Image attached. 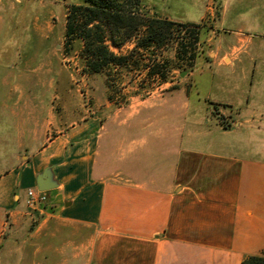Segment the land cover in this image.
I'll use <instances>...</instances> for the list:
<instances>
[{"label":"crops","instance_id":"0c3cea01","mask_svg":"<svg viewBox=\"0 0 264 264\" xmlns=\"http://www.w3.org/2000/svg\"><path fill=\"white\" fill-rule=\"evenodd\" d=\"M209 17L207 58L183 78L54 116L0 175V264H241L264 250V0H206L191 23ZM45 170L56 186L30 209Z\"/></svg>","mask_w":264,"mask_h":264},{"label":"rangeland","instance_id":"374dc122","mask_svg":"<svg viewBox=\"0 0 264 264\" xmlns=\"http://www.w3.org/2000/svg\"><path fill=\"white\" fill-rule=\"evenodd\" d=\"M81 1L0 0V175L34 154L54 116L95 104L125 105L132 96L162 88L161 78L147 75L153 52L168 66L167 81L183 78L207 58L213 21L191 23V16L204 13L206 0H142L146 14L176 22L172 41L164 49L142 50L139 66L88 73L83 41L76 38L69 46L65 38L67 12ZM135 41L113 50L128 53Z\"/></svg>","mask_w":264,"mask_h":264},{"label":"trees","instance_id":"16d2710c","mask_svg":"<svg viewBox=\"0 0 264 264\" xmlns=\"http://www.w3.org/2000/svg\"><path fill=\"white\" fill-rule=\"evenodd\" d=\"M175 25L173 20L146 14L142 0H82L73 3L67 12L65 38L69 46L76 38L83 41L80 54L85 60L84 69L99 73L112 65L139 66L144 55L141 51L164 49L174 38ZM133 39L135 45L128 53L113 50L121 49ZM186 46L181 41V49ZM152 55L147 75L167 82L166 62L158 60L154 52ZM214 106L218 108V104ZM241 264H264V250L247 255Z\"/></svg>","mask_w":264,"mask_h":264},{"label":"built area","instance_id":"2783aa9c","mask_svg":"<svg viewBox=\"0 0 264 264\" xmlns=\"http://www.w3.org/2000/svg\"><path fill=\"white\" fill-rule=\"evenodd\" d=\"M214 111L218 113V116L221 119V123L224 126L231 125V121L228 119V116L219 113L217 108H214ZM48 199L49 197L46 194L45 190L30 189L28 191V198H26V205L28 208L36 210L44 206H47L49 204Z\"/></svg>","mask_w":264,"mask_h":264},{"label":"water","instance_id":"95a60500","mask_svg":"<svg viewBox=\"0 0 264 264\" xmlns=\"http://www.w3.org/2000/svg\"><path fill=\"white\" fill-rule=\"evenodd\" d=\"M37 184H38V188L40 190H46V191L50 190V189H52L53 187L56 186L55 183L50 181V179H49V171L48 170L43 171L38 176Z\"/></svg>","mask_w":264,"mask_h":264}]
</instances>
